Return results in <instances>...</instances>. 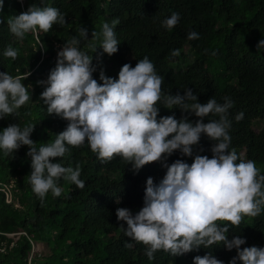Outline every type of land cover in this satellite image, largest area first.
<instances>
[{
    "label": "trees",
    "instance_id": "1",
    "mask_svg": "<svg viewBox=\"0 0 264 264\" xmlns=\"http://www.w3.org/2000/svg\"><path fill=\"white\" fill-rule=\"evenodd\" d=\"M33 4L56 7L67 20L63 26L53 25L48 33L38 31L46 54L52 53L53 43L66 44L73 37L80 38L81 26L87 29L90 41L82 42L81 48L94 55L97 71L93 78L98 82L101 70L118 79L124 64L135 67L147 56L164 78L162 87L166 94L182 91L184 96L185 90L191 89L200 103L215 97L221 104L224 97H230L234 102L229 114L231 147L243 159L255 161L264 174V49L257 47L264 39V0H4L2 16L6 21ZM172 12H178L181 19L169 31L162 27V22ZM116 18L120 21L115 28L119 50L112 56L103 54L101 63L96 57L103 49H98L97 54L93 52V46L99 42L91 40L92 32H100L104 22L111 23ZM191 31L197 32L199 39L189 40ZM32 36L26 34L19 43L13 39L7 23L0 24V72L13 76L30 73L22 82L32 85V100L17 114L0 119V132L11 124L35 125L31 139L38 148L41 143L54 140L68 122L56 115L49 116L41 100L45 89L39 82L47 79L56 66H48L47 59L39 62L40 48ZM9 45L19 50L15 60L3 55ZM185 46L189 57L183 53ZM174 50H179L178 56L171 55ZM213 52L216 54L212 55ZM158 106L160 117L187 116L192 123L199 119L179 108ZM240 112L244 119L237 122L235 116ZM208 119L219 117L210 116L204 122ZM256 122H262L258 130ZM214 143L206 134L202 135L193 157L176 151L166 162L182 159L191 164L197 153L211 158ZM29 150L22 146L11 155L0 150V264H194V257L209 253L223 264H230L237 256L236 249L229 251L224 245H213L201 246L183 256L161 250L149 262L144 254L145 245L124 234L120 226L126 224L118 220L117 209L128 208L135 215L143 207L147 179L151 177L159 184L166 174L162 163L146 165L137 173L119 156L102 163L87 142L80 147L69 146L70 154L62 162L73 167L79 163L85 187L80 189L61 180V196L49 193L42 204L27 178L32 172ZM52 162H60V158ZM7 193L12 202H6ZM228 226L229 240L237 235L246 239L242 248H264V212L257 217H245L239 226ZM20 231L26 236L20 235L16 241L8 236ZM33 243H44L49 253L30 258ZM127 243L133 247H126ZM3 247L5 251H1Z\"/></svg>",
    "mask_w": 264,
    "mask_h": 264
},
{
    "label": "clouds",
    "instance_id": "2",
    "mask_svg": "<svg viewBox=\"0 0 264 264\" xmlns=\"http://www.w3.org/2000/svg\"><path fill=\"white\" fill-rule=\"evenodd\" d=\"M3 8L4 0H0V24L7 23L13 39L22 43L26 34L32 33L40 48L39 62L47 59L48 66H56L46 81L45 78L39 82L45 89L41 100L49 116L56 115L68 122L64 131L55 134L54 140L41 143L38 148L31 139L35 125L11 124L0 132V150L6 155L22 146L30 149L27 155L31 158L32 172L27 178L42 204L49 193L53 197L61 196V180L80 189L85 187L79 163L75 167L65 166L62 158L70 154L69 146L80 147L87 142L102 163L119 156L137 173L157 162L166 168L159 184L151 177L147 179L144 205L135 215L128 208L116 211L118 220L126 224L125 227L121 224L120 228L132 241L145 245L144 254L149 262L161 250L172 256H183L201 246L224 245L229 251H237L230 264L238 261L240 264H264V248H242L246 239L238 235L228 239L229 223L239 226L245 217H257L264 212V174L255 161L243 159L231 147L229 114L234 102L230 97H224L221 104L215 97L200 103L191 89H186L184 96H181L182 91H177L176 95L166 94L162 87L164 78L147 56L135 67L124 64L118 79L108 77L101 70L98 82L93 78L97 71L94 55L81 48L82 42L90 41L86 28L80 27V38L73 37L66 44L53 43L52 53L46 54L38 31L48 33L55 24L65 25V15L56 7L41 8L33 4L27 11L9 16L5 21ZM180 19L178 12H172L162 22V27L171 31ZM119 23L116 18L111 23L104 22L100 32H92L91 40L99 42L98 46H93V52L97 54L98 49H103L96 57L101 63L103 54L112 56L119 50L120 42L115 32ZM188 39H199V34L191 31ZM257 47L264 49V39ZM3 55L15 60L19 50L9 45ZM171 55L178 56L179 50ZM29 75L0 72V119L17 114L18 109L32 100V85L25 86L22 82ZM160 104L169 110L179 108L199 119L192 123L187 116L181 119L175 115L160 117ZM210 116L219 119H208L205 123V118ZM243 119V112L235 116L237 122ZM205 134L215 142L211 158L197 153L191 164L182 159L171 164L166 162L176 151L193 157L194 147ZM56 158H60V162H52ZM5 200L12 202L10 193ZM14 205L19 207L16 202ZM20 235L26 236L22 231L8 236L16 241ZM36 244L30 258L40 256L37 253L39 244L44 243ZM126 247L131 248L133 244L127 243ZM5 250V247L1 249ZM194 264H223V261L209 253L194 257Z\"/></svg>",
    "mask_w": 264,
    "mask_h": 264
},
{
    "label": "rangeland",
    "instance_id": "3",
    "mask_svg": "<svg viewBox=\"0 0 264 264\" xmlns=\"http://www.w3.org/2000/svg\"><path fill=\"white\" fill-rule=\"evenodd\" d=\"M183 53H184L185 55H187L188 57L190 56V55H189V51H188V47H187V46L184 47V49H183ZM46 80H47V79H45V81H46ZM261 126H262V122H256V123H255V130L260 129ZM33 245H34V247H35L37 244L33 243ZM39 245H40V251L37 252V253H39L40 256H46V255L49 253V250H48L47 246L44 245V244H39Z\"/></svg>",
    "mask_w": 264,
    "mask_h": 264
}]
</instances>
